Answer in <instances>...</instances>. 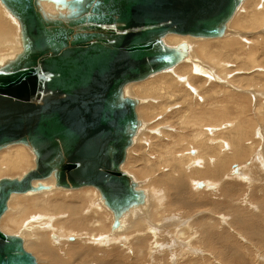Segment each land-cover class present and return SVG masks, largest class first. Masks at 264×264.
I'll return each mask as SVG.
<instances>
[{
	"label": "bare ground",
	"instance_id": "obj_1",
	"mask_svg": "<svg viewBox=\"0 0 264 264\" xmlns=\"http://www.w3.org/2000/svg\"><path fill=\"white\" fill-rule=\"evenodd\" d=\"M71 1L36 0V4L45 19L55 20L66 19L80 12L81 8L70 5ZM0 6L16 22L17 29L21 26L16 35L12 27V31L6 34L2 33L3 30L0 32V49H9L7 52L0 50L2 69L15 62L22 54L25 38L21 22L12 10L3 0H0ZM1 16L5 19V16ZM263 28L264 0H238L233 14L216 37L173 33L162 36L160 43L175 53V63L149 74L144 79L129 82L122 88L120 99L129 98L135 103L137 127L132 133L130 144L125 150V159L119 169L130 178L133 191L141 194L140 201H133L119 212H114L106 205L95 187L67 189L57 186V170L53 169L47 178L33 181L30 191L10 196L6 210L0 217L1 231L6 234L20 232L21 236H7L19 239L23 236L27 240L24 245L21 239L25 251H34L42 257L49 256L55 263L59 261V251L54 247L60 240L66 243L85 237V245L78 243L79 248L76 247L77 244L68 245L69 248L66 249L73 261L79 260L77 264H126L124 259L129 264L145 261L157 264L161 260L157 261L148 254L158 256V251L161 254L163 251H174L171 246L175 242L177 245H183V242L193 245L183 251L185 255L181 254L184 264H208L210 259L214 261L212 264L215 261L219 264H264V203L260 205L259 199L256 203L252 202L254 194H260L264 186V164L262 168H257L252 163L255 161L252 159L261 155L256 154V148L262 140L260 132L263 129L259 126L264 125V36L252 38L243 34L250 31L260 32ZM230 37L234 38L227 39ZM228 77L230 80L225 81ZM232 81L244 82L243 94H238L229 87V82ZM165 111H170L167 113L170 118L169 132L157 136L154 128L158 124L154 120L165 115ZM139 113L143 119L139 117ZM163 118L165 122L167 117ZM152 120L154 127V124H150ZM21 145L33 155V169L35 168V155L28 145H7L0 149V179L4 174L9 177L19 174L22 175L20 178L8 179H21L30 171L29 167L33 164L30 154ZM154 158L155 162L152 160ZM124 163H127L124 169L128 170V174L121 169ZM134 164L137 165L134 167ZM130 173L135 174L141 182L138 184V180ZM50 178L53 179V187L52 181L47 180ZM248 179L257 181L252 182L253 185L255 183L253 188L258 186L257 191L253 188L243 190L242 185L237 184V181L246 183ZM209 181L216 185L211 182L209 185ZM153 182H163L168 186V193L164 189L155 192L154 188H150L154 185ZM190 184L202 189L197 190L200 194L192 193ZM154 186L158 189V186ZM216 187L219 188V194L216 193ZM52 188L54 189L51 190ZM47 190L49 192L40 193ZM241 192L242 196H239ZM244 192L248 193L247 198L243 196ZM149 200L161 205H155L148 211L143 210L148 207ZM166 201L170 207L181 210L180 217L176 213L178 215H174V218L172 215L169 218V213L163 211L164 216L166 213L169 215L168 219L158 218L162 209L165 210L163 205ZM199 209H206L208 212L210 210V215H199L201 218L196 219L197 216L194 218L192 214L193 220L199 219L197 222L185 219V216H190ZM139 211H142L141 214H134ZM214 213L218 217L224 215L220 217L223 219H226L225 215L228 216L226 228L221 223L220 227L214 220L217 217L211 216ZM130 214L132 217L126 226L123 222ZM130 229L131 234L126 236V231ZM125 236H132V240L140 245V238L148 241H143L147 243L148 249L139 245V252L136 251V255L140 256L144 252L142 247L144 248L145 261H138L136 255L135 258H129L130 256L118 252V248L124 247L125 240H119L118 248L113 246L116 245L113 239ZM168 237L173 239L172 242ZM164 241L170 243L169 247ZM87 244L90 246H86ZM200 244L203 246L202 250L197 248ZM95 246L109 248L96 251ZM250 248H258L260 252L253 254ZM172 258L171 264L182 263L179 257Z\"/></svg>",
	"mask_w": 264,
	"mask_h": 264
},
{
	"label": "water",
	"instance_id": "obj_2",
	"mask_svg": "<svg viewBox=\"0 0 264 264\" xmlns=\"http://www.w3.org/2000/svg\"><path fill=\"white\" fill-rule=\"evenodd\" d=\"M21 22L18 59L0 69V149L28 145L35 168L0 179V217L12 194L57 170L67 189L95 187L119 212L141 194L119 166L137 127L125 84L176 61L165 34L216 37L238 0H72L80 12L45 19L36 0H3ZM0 264H35L18 237L0 231Z\"/></svg>",
	"mask_w": 264,
	"mask_h": 264
},
{
	"label": "rangeland",
	"instance_id": "obj_3",
	"mask_svg": "<svg viewBox=\"0 0 264 264\" xmlns=\"http://www.w3.org/2000/svg\"><path fill=\"white\" fill-rule=\"evenodd\" d=\"M0 12H1V14L3 15V17L10 23V25H9V23L5 20V19H3L2 18V16H1V14H0V22L3 24H1L0 23V25L1 26H5L4 28L3 27H0V28H3V29H1L0 30V32H2V30H3V32L2 33H4V34H6V33H8V31H12V28H13V30H14V34L16 35L17 34V32H18V30H20V25H19V27H18V29H17V24H16V22L4 11V9L0 6ZM4 13V14H3ZM14 16V15H13ZM15 17V16H14ZM19 24V23H18ZM12 27V28H11ZM234 30V29H233ZM264 28L262 29V30H260V32L258 31H250V32H248V33H243V34H246V36H248L249 35V37H252L253 38V36L255 37H258V36H264ZM1 35V34H0ZM235 37V36H234ZM234 37H230V38H227V39H231V38H234ZM255 37V38H256ZM182 38V37H181ZM187 38V37H186ZM259 38V37H258ZM188 39H190V40H193V39H191V38H188ZM222 40V39H221ZM223 40H225V39H223ZM194 41H196V40H194ZM211 41H216V40H211ZM205 42H208V41H205ZM205 42H201V43H205ZM210 42V41H209ZM200 43V42H199ZM0 50H6L5 52H7V51H9V49L8 48H4V49H0ZM165 75H169V74H165ZM159 76V75H158ZM155 77V76H154ZM157 77V76H156ZM155 77V78H156ZM152 79H154L153 77H152ZM149 80H151V79H149ZM227 80H230V77H228L225 81H227ZM148 81V80H147ZM146 82V81H145ZM144 83V82H143ZM235 83V84H234ZM240 83V84H239ZM241 83H242V85H241ZM243 81L241 82H239V81H232V83H230L229 82V87L231 88V89H233V90H236L235 92L236 93H238V94H243V92H244V90H245V88H242V87H244L243 86ZM142 84V83H141ZM228 84V83H227ZM237 84V85H236ZM231 85H234L233 87H231ZM238 85H239V87H238ZM234 87H235V89H234ZM239 88L238 90H237V88ZM243 90V91H241V90ZM240 90V91H239ZM247 90V89H246ZM263 92V91H262ZM261 92V93H262ZM247 93V92H246ZM245 93V96H247V94ZM248 95H249V93H248ZM251 95V94H250ZM238 96V95H237ZM241 96V95H240ZM248 97V96H247ZM251 97H253L252 95H251ZM250 97V99L251 100H253V98H251ZM170 111H172L171 109H170ZM170 111H168V112H170ZM139 112V111H138ZM167 112V113H168ZM166 113V111L164 112V114L165 115H163L162 117H158L157 119H155L154 120V122L155 123H157L156 125L159 127V126H161V127H157L156 128V126H155V124H154V122H153V120H152V122L150 123L151 125H153V127L155 126V133H156V135L157 136H159V134L160 135H162V133L163 134H165L166 132H169V125H170V123H169V114H167ZM140 114V113H139ZM141 116V117H140ZM165 116V118H166V121L165 122H163V120H164V117ZM139 117L140 118H142L143 119V117H142V115L140 114L139 115ZM163 118V119H162ZM169 118V119H168ZM157 121V122H156ZM165 125H167V126H165ZM164 126V128H162ZM263 126L264 125H262V126H259L260 128H262L263 130L260 132V136L262 137V140H261V142H260V144L258 145V147L256 148V154L257 153H259V154H261L260 155V157L259 158H255V159H252V160H255V161H253L252 163L257 167V168H262V166H263V164H264V128H263ZM162 132H161V131ZM164 130V131H163ZM258 131H260V130H258ZM21 146H23V145H21ZM28 152H29V154H30V158H31V160H32V163H33V155L31 154V152L25 147V146H23ZM29 147V146H28ZM30 148V147H29ZM262 149V150H261ZM9 150V149H8ZM128 160V159H127ZM153 160V162H155L156 161V159L154 158V159H152ZM259 160H260V162H261V160H262V162H261V164H259L260 162H259ZM256 163V164H255ZM125 164V163H124ZM123 164V165H124ZM127 164V163H126ZM126 164L123 166H121V169L123 168L124 169V167H126ZM135 165H137V164H134V167H135ZM199 166V165H198ZM197 166V167H198ZM33 167H34V163L31 165V167H29V170H31V169H33ZM125 170V172L128 174L129 172H128V170L125 168L124 169ZM123 171V170H122ZM263 172H264V170H263ZM131 174V173H130ZM134 176L135 174H131V176ZM262 175V174H261ZM18 176V177H17ZM22 176V175H21ZM19 174H16L14 177H9L8 175H6V174H4V175H2L1 176V179L2 178H20L21 177ZM132 176V177H133ZM245 176H247L246 174H245ZM138 181V184L141 182V180L140 179H138V177L137 176H134ZM248 177V176H247ZM134 178V179H135ZM159 180H161L160 178H158ZM47 180H51L52 181V184H51V186L53 187V179L52 178H50V179H47ZM47 180H45V181H47ZM208 180V179H207ZM250 179H248L247 181H246V183H245V181H241L240 183H239V181H237L238 183L237 184H239V186H241L240 188L241 189H246V190H250V188H253L254 187V185H255V183H254V185H253V183L252 182H256L257 183V181H255V180H250ZM45 181H43V182H45ZM140 181V182H139ZM142 181H144V179H142ZM210 182L211 183H214V182H212V181H209V185H210ZM242 183V184H241ZM152 184H154V185H156V186H158V189L157 188H155V186L154 185H152L150 188L151 189H153L154 188V191L156 192V190H162V189H164V190H166V192L168 193V186H165V184H163V182H162V184H155L154 182L152 183ZM215 184V183H214ZM214 184H211V185H214ZM250 184H251V187H250ZM190 185H192V186H190ZM189 186H190V191L192 192V193H194V194H200V192H198V191H200V190H202V189H198V188H196L195 187V185L194 184H190ZM216 185V184H215ZM248 185V186H247ZM262 186V185H261ZM163 187V188H162ZM166 187V188H165ZM244 187V188H243ZM248 187V188H247ZM258 187V186H257ZM253 188L255 191H257L258 190V188ZM54 188H52L51 190H53ZM144 189V188H143ZM194 191H193V190ZM55 190H58V191H64V190H59V189H55ZM95 190V189H94ZM145 191H146V189H144ZM198 190V191H197ZM216 190H217V192H216ZM216 190H214V192H216V193H220L219 192V188L218 187H216ZM260 190V189H259ZM261 190H263L262 192L264 193V186H262V189ZM241 191V190H240ZM239 191V192H240ZM44 192H49L48 190L47 191H42V192H40V193H44ZM97 192V191H96ZM197 192V193H196ZM261 192V193H262ZM255 193V192H254ZM260 193V194H261ZM262 193V195H260L259 193H255L254 194V199H255V201H254V199L252 200V202H254V203H256V201L258 200V201H260L261 200V204L260 205H263V203H264V194ZM39 194V193H38ZM239 194V193H238ZM242 194V192L239 194V196ZM248 193H245L244 192V195L243 196H245V198H247L248 196H246ZM28 195H31V194H28ZM97 195H98V192H97ZM157 195L155 194V197H156ZM242 196V195H241ZM260 197H262V198H260ZM98 199H99V195H98ZM263 199V200H262ZM99 202H100V200H99ZM151 204H150V203ZM149 202H148V207L147 208H144L143 210H150L151 209V207L153 208V207H155V205H161V203L159 204V203H157V202H154V201H150L149 200ZM200 202H201V200H200ZM245 202V201H244ZM243 202V203H244ZM167 203V201L164 203L165 205H167L166 204ZM100 204H101V202H100ZM102 205V204H101ZM149 205H151V206H149ZM152 205H154V206H152ZM165 205H163V207H164V209L165 210H163L162 209V211H161V208L159 209L161 212V214H160V216L158 217V218H160V219H168V217H169V215H170V217L169 218H174L175 216L174 215H178L179 217L181 216L180 214H182V212H181V210H178V209H175V208H172V207H170L169 205H167L168 207H166L165 208ZM103 206V205H102ZM104 207V206H103ZM102 208V207H101ZM105 208V207H104ZM103 209V208H102ZM106 209V208H105ZM173 209V210H172ZM104 210V209H103ZM107 210V209H106ZM105 210V211H106ZM155 210V209H154ZM171 210L173 211L172 213H174V214H172V213H170L171 212ZM176 210V211H175ZM167 212V213H169V215L166 213V215L165 216H167V217H165L163 214L164 213H162V212ZM175 211V212H174ZM264 211V210H263ZM141 212L142 211H139V212H135L134 214H137V215H139V214H141ZM203 212V213H202ZM209 212H211L210 210H209ZM209 212H208V210H206V209H199V210H196V211H194L193 213H191L190 214V216H189V214L187 215V216H185L184 218L185 219H188V220H193L191 217H193V215H194V218L196 217V219L197 218H201L202 216H205V215H207V214H209ZM257 212H258V210H257ZM110 213V212H109ZM176 213H178V214H176ZM196 213V214H195ZM133 214V213H132ZM132 214H130L129 215V217L125 220V222H123V224H125L126 223V226H127V221L129 220V218H131L132 217ZM193 214V215H192ZM110 215H111V213H110ZM171 215H172V217H171ZM192 215V216H191ZM199 215L201 216V217H199ZM210 215V214H209ZM158 216V215H157ZM161 216H164L163 218L161 217ZM189 216V217H188ZM213 218H214V216H217L214 220L216 221V222H218V224H219V226H220V223H221V225L223 224L224 225V228H226L227 226H226V219H227V215H225V218L226 219H223V218H220V217H223L222 215H219L220 217H218V214H213V215H211ZM227 216V217H226ZM262 216L264 217V213L262 214ZM154 217V216H153ZM153 217H152V220H153ZM177 217V216H176ZM188 217V218H187ZM219 218H220V220H219ZM196 219H194L193 221L194 222H197L196 221ZM221 219H222V221H221ZM223 220H224V222H223ZM223 222V223H222ZM222 225V226H223ZM222 226H220V227H222ZM0 228H1V225H0ZM0 231H1V229H0ZM128 231H130V232H128ZM128 231H126V236H128L129 234H131V232H132V230L130 229V230H128ZM2 232V231H1ZM2 233H4V232H2ZM166 233V232H165ZM4 234H6V233H4ZM6 235H11V236H19L20 235V232H18V231H16L15 233H8V234H6ZM73 235H77V236H79L80 234H73ZM21 236V235H20ZM125 236V238L124 237H122L121 239H120V237H117L116 239H113V241H115V244L116 245H113V246H116L117 248L119 247V240H121V242H124V240L126 241V243L124 244V247L123 248H118L119 249V253H122L123 255H125V256H130L129 258H135V255H136V251H137V248H139L141 245L142 246H146L147 247V243H148V241L146 240V239H144V240H142V238H140V240L142 241V244L140 245L137 241H134V239L132 240V236H130V237H126ZM85 237H83V238H79V240H75L74 242L73 241H67L66 243H65V241L64 240H60L59 242H58V245L57 246H55L54 248H56L55 250H57V251H59V261H56V263L54 262V260H53V258H51L50 259V257L49 256H45V257H42V255H39V254H36L34 251H30V250H27V252H29V253H31L33 256H34V258H35V260H36V262H37V264H71L72 262V264H74V262H75V264H77V261H79L78 259H74V261L72 260V257L69 255V254H67V251H66V249L67 248H69V246H75L76 244H77V246L76 247H78L79 248V244H82L83 242H85L86 243V239H84ZM127 238V239H126ZM22 240H23V242H24V245L26 244V242H27V240L22 236V238H21ZM81 239H83V240H85V241H82ZM168 239H170L169 237H168ZM166 240V239H165ZM172 240L173 239H170L169 241H171L172 242ZM62 241V242H61ZM118 243H117V242ZM143 241H147V243H145V242H143ZM65 244H64V243ZM175 242V241H174ZM79 243V244H78ZM164 243H165V241H164ZM243 243V242H242ZM60 244L62 245L61 247H60ZM84 244V243H83ZM166 244V246H168L169 247V245L168 244H170V243H165ZM165 244L163 245L162 244V246H165ZM69 245V246H68ZM85 245V244H84ZM140 245V246H139ZM174 245H175V247L177 246V248H175L174 247ZM174 245H170L171 247H173L174 248V251H173V249H172V251H163L162 252V254L159 252H157L156 254H158V256L156 255V256H153V253H149L148 254V256L149 257H152V258H155L157 261H160V262H158L157 264H171V261L173 260V258H172V256L174 257H179L180 258V261L182 262V263H180V264H184L183 263V261L181 260V254L182 255H185V253L183 252V251H185V249L186 248H192V244L190 245V244H185L184 242H183V245H177L176 244V242H175V244ZM243 245H245L246 246V243L244 242L243 243ZM86 246H90V245H86ZM129 246V247H128ZM130 246H131V248H130ZM178 246H180V247H178ZM190 246V247H189ZM96 247V251H104V250H108V248L109 247H97V246H95ZM127 247V248H126ZM184 248V249H183ZM197 248L198 249H200V250H202L201 248H203V246H202V244H200V245H198L197 246ZM120 249H122V250H120ZM127 249V250H126ZM146 249H148V247L146 248ZM177 249H179L177 252H176V250ZM256 249V251L254 252V250ZM258 248H250V251H252L253 252V254L255 253H257V252H260L259 250H257ZM128 250H131V251H128ZM134 250V251H133ZM142 250L144 251V252H142L141 253V257L139 256V255H136V259L138 260V261H140L141 262V260L143 259V261H145L144 260V258H143V256H144V254H145V250H144V248L142 247ZM34 252V253H33ZM132 252V253H131ZM139 252V250L137 251V253ZM166 252H168L169 254H167ZM176 252V253H175ZM184 254H183V253ZM204 252V251H203ZM171 253H172V255H171ZM36 254V255H35ZM67 254V255H66ZM121 254V255H122ZM131 254H133V255H131ZM179 254V255H178ZM190 254V253H189ZM192 254V253H191ZM48 258V259H47ZM68 258V259H67ZM164 258H165V261L163 262V260H164ZM70 259V260H69ZM166 260H168V261H166ZM170 261V262H169ZM179 261V262H180ZM209 262H208V264H212V263H214V261L212 262V260L210 259V260H208ZM249 262H251L250 260H248ZM256 261V260H255ZM255 261H253V262H255ZM54 262V263H53ZM62 262V263H61ZM167 262H169V263H167ZM252 262V263H253ZM124 263H126V264H129V262H128V260L127 259H124ZM150 264L149 263V261L147 262V261H145V262H141L140 264ZM86 264H88V263H86ZM215 264H219L218 262H216L215 261Z\"/></svg>",
	"mask_w": 264,
	"mask_h": 264
}]
</instances>
